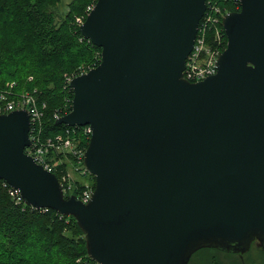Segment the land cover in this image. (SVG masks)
Segmentation results:
<instances>
[{"label": "water", "instance_id": "obj_1", "mask_svg": "<svg viewBox=\"0 0 264 264\" xmlns=\"http://www.w3.org/2000/svg\"><path fill=\"white\" fill-rule=\"evenodd\" d=\"M221 19L216 72L183 77L206 0H96L79 25L100 62L57 124L91 128L87 202L25 153L26 109L0 115V179L71 215L96 264H187L203 247L264 252V0Z\"/></svg>", "mask_w": 264, "mask_h": 264}, {"label": "trees", "instance_id": "obj_2", "mask_svg": "<svg viewBox=\"0 0 264 264\" xmlns=\"http://www.w3.org/2000/svg\"><path fill=\"white\" fill-rule=\"evenodd\" d=\"M222 13L237 11L238 1L214 0ZM62 0H0V87L14 81L18 90L35 89L39 103H45L43 116L44 136L71 129V135L86 149L89 136L79 126L57 124L53 113L59 116L71 109L73 91L65 83V75H78L81 71L100 62L101 49L84 38L75 18L86 17V7L96 0H68L66 9L58 12ZM207 3V0H206ZM219 16L217 27L223 37L221 51L227 38ZM200 25V23H199ZM214 36L213 26L207 27L208 44ZM31 77V79H29ZM53 156H55L53 154ZM69 157L54 171L59 179L61 173L73 175L74 186L68 195H77L85 185L94 189L95 177ZM0 179V264H96L87 256L84 235L74 217L61 215L50 208H34L24 202L15 203L8 192V185ZM254 245L264 260V252ZM250 246V248H251ZM249 248V249H250ZM218 248L203 247L192 253L187 264H223L217 254L209 251L235 255L240 264L244 256ZM202 251H206L205 256ZM255 262H253L254 264Z\"/></svg>", "mask_w": 264, "mask_h": 264}, {"label": "built area", "instance_id": "obj_3", "mask_svg": "<svg viewBox=\"0 0 264 264\" xmlns=\"http://www.w3.org/2000/svg\"><path fill=\"white\" fill-rule=\"evenodd\" d=\"M236 1L239 2V0ZM236 1L234 0V2ZM93 6L94 4H90L86 7V15ZM225 13L221 12V9L214 0H207L206 9L199 21L200 25L198 24L192 49L185 60L183 77L186 80L198 82L215 74V62L222 52L220 49L223 44V37L220 29L217 27V23L219 21V16L223 17ZM208 26H213L214 28V36L211 44H208ZM83 72L86 71H81L79 74ZM74 76L76 75H65V83L69 85L70 80ZM29 79H31V77H29ZM34 92L35 89L32 91L18 90L17 84L14 81L10 82L7 87H0V115L7 114L14 110L26 109L29 117L28 134L30 144L25 148V153L31 156L32 159L45 170L52 173L63 163L64 158L68 159L71 157L75 160V164L71 163L72 168L75 172H78V165L80 163L83 164L85 149L80 146L78 139L71 135V129H66L65 132H59L54 135L44 136L42 134L45 103H39L34 96ZM53 117L56 119L60 117L58 111L53 113ZM79 127L82 128V133L90 138L92 132L90 126L84 125ZM53 154L55 156H53ZM85 171H87V169L84 168L80 173H85ZM73 180V175L70 172H63L60 174L58 182L64 195L72 190L74 186ZM4 185L8 184L5 182ZM92 191L93 189L86 184L85 188L75 196L80 201L87 202ZM8 192L10 196L14 198L15 203L23 202L17 189L8 185Z\"/></svg>", "mask_w": 264, "mask_h": 264}, {"label": "rangeland", "instance_id": "obj_4", "mask_svg": "<svg viewBox=\"0 0 264 264\" xmlns=\"http://www.w3.org/2000/svg\"><path fill=\"white\" fill-rule=\"evenodd\" d=\"M68 3V0H62V2L58 5L59 9L58 12H63L66 9V4ZM83 18L82 16H78L75 18V22L77 24H80L81 22H83ZM211 253L214 252V254L218 256L219 260L223 263V264H240L239 260L237 259V257L235 255H230V254H224V253H219L216 252L214 250L209 251ZM202 255L198 256L202 257L205 256V254L207 253L206 251H202L201 252ZM245 258V264H253V262H255L254 264H264V260L262 258V256L259 254L258 249L252 245L251 248L249 249V251L246 253V255L244 256ZM194 261L196 260V257L193 258ZM194 261L191 262V264H194Z\"/></svg>", "mask_w": 264, "mask_h": 264}]
</instances>
